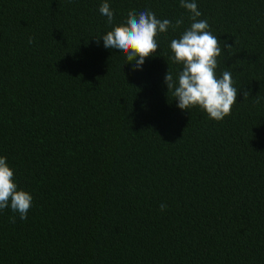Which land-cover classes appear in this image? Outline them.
Segmentation results:
<instances>
[{
    "label": "trees",
    "instance_id": "trees-1",
    "mask_svg": "<svg viewBox=\"0 0 264 264\" xmlns=\"http://www.w3.org/2000/svg\"><path fill=\"white\" fill-rule=\"evenodd\" d=\"M104 2L0 0V157L32 196L0 264H264V0H195L238 89L219 121L164 83L180 0ZM145 9L183 23L134 70L101 36Z\"/></svg>",
    "mask_w": 264,
    "mask_h": 264
},
{
    "label": "clouds",
    "instance_id": "clouds-1",
    "mask_svg": "<svg viewBox=\"0 0 264 264\" xmlns=\"http://www.w3.org/2000/svg\"><path fill=\"white\" fill-rule=\"evenodd\" d=\"M180 6L191 13L192 23L178 39H172L169 48L172 55L169 59L173 63L182 65L174 79L168 70L164 83L178 102L177 107L187 110L192 107L201 108L210 119L219 121L231 114V108L236 103L238 89L234 87L232 74L224 71L221 76L216 75L217 57L221 55V45L217 36L209 31L206 19L198 20L201 12L195 0H180ZM99 12L107 18L111 25L114 13L106 2L99 7ZM183 19H178L175 25L168 19H158L150 10L140 12L130 11L126 20L102 35L103 46L115 49L126 56L127 61L134 62L133 69L138 70L144 64L145 58L156 53L159 47L155 37L166 32L170 27H179ZM97 38L99 42L100 38ZM32 43V38H29ZM224 48L230 45L224 44ZM244 99L249 96L243 92ZM257 98L256 103H259ZM32 196L17 187L14 172L7 164L5 157H0V210L10 207L18 213L21 220L27 218L31 208ZM167 206L160 205L163 211ZM15 222V217H10Z\"/></svg>",
    "mask_w": 264,
    "mask_h": 264
}]
</instances>
